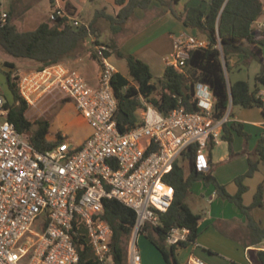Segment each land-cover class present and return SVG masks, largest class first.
Segmentation results:
<instances>
[{
    "label": "built area",
    "instance_id": "1",
    "mask_svg": "<svg viewBox=\"0 0 264 264\" xmlns=\"http://www.w3.org/2000/svg\"><path fill=\"white\" fill-rule=\"evenodd\" d=\"M55 13L75 27L82 25L65 9ZM8 18L1 12L0 25ZM51 20H56L55 14ZM207 47L208 41L195 34H177L166 66L181 70L191 51ZM109 51L106 45L95 46L101 65L98 87L64 64L31 70L20 78L19 94L29 105L35 104L36 95L56 92L60 100L76 106L92 129L81 146L62 136V142L47 152L35 149L8 120L10 109L0 93V264H78L76 221L87 229L95 257L108 264L114 229L103 215L105 200L113 199L136 212L127 264H142L140 233L147 226H159L161 215L174 202L175 189L165 178L193 145L198 147V167L206 172L209 142L218 143L224 125L232 122V106L216 119L212 90L198 83L193 96L196 111L181 107L164 114L144 101L138 126L121 132L112 89L117 70L106 55ZM190 235L188 228H174L166 243L181 246ZM187 264L207 262L192 255Z\"/></svg>",
    "mask_w": 264,
    "mask_h": 264
},
{
    "label": "trees",
    "instance_id": "2",
    "mask_svg": "<svg viewBox=\"0 0 264 264\" xmlns=\"http://www.w3.org/2000/svg\"><path fill=\"white\" fill-rule=\"evenodd\" d=\"M56 0H50L52 5ZM154 1L172 8V13L181 20L186 28L197 31L201 39L208 41L207 48L190 52V59L184 68L166 67L163 78L154 83L151 67L138 57L124 54L115 44L106 45L119 58L125 59L128 64L129 78L116 73L112 79V89L117 100L116 121L121 132L135 128L140 123L138 112L143 109V102L154 105L164 114L185 107L186 110L196 111L197 105L193 100L194 88L198 83L209 85L216 99L214 117L222 119L230 107L261 108L264 112V101L260 97L259 86H264V28L255 25L264 17V3L262 0H208L209 11L202 7L188 6L184 13L178 15L173 5L182 0H116L121 6L117 15L107 13V9L96 12L95 20L105 18L114 34L124 30L127 22L134 16L137 9L147 10ZM65 11L69 16H76V8L66 2ZM56 20L42 22L34 31H21L13 23L11 16L6 25H0V49L9 56L25 59L39 64L37 70H42L55 64H63L85 50V45L92 34L96 33L95 22L75 27L67 17H59L54 13ZM9 15V14H8ZM111 52H107L108 57ZM91 56L97 60L92 51ZM239 61L232 65V59ZM261 66L255 80L256 86L251 88L247 81L231 82L229 72L234 67L248 66L252 62ZM8 69L5 72L13 104L7 96L6 107L10 109L8 120L13 122L25 139L40 152H47L62 142L60 136L57 141L48 139L50 121L42 120L31 122L27 117L29 104L19 94L20 76L14 75V62H5ZM161 91H160V90ZM160 91V93H158ZM233 132L247 140L249 135L241 124L228 123L224 125L221 140L233 142ZM215 143L209 142L208 151L211 154ZM257 160L250 161L246 174L236 178L238 187L236 194H230L225 185L221 184L212 171L204 172L198 167V147L193 145L181 159L189 164L187 173L184 166L178 161L171 173L165 178L166 183L175 189L174 202L169 211L161 215V224L157 227H145L143 233H151L149 238L152 244L160 251L167 264H181L177 258L180 248H186L197 242L200 235L199 224L201 214H196L187 202L195 183L202 182L207 187L215 189L216 195L224 201L234 204L249 219V228L254 244L264 242V227H260L252 218L251 211L256 207H264L262 187L259 188L251 206L244 204L243 196L248 191L244 184L246 178L254 176L260 162L264 163V137L259 140L256 150ZM103 218L113 229L112 242L113 264H127L128 240H131L137 221L136 212L116 199L105 200ZM77 235L75 244L80 254L78 264H102L94 255L93 246L87 229L79 221L75 223ZM174 228H188L191 230L190 240L181 246H168L166 243L169 233ZM257 264H264V250L255 251Z\"/></svg>",
    "mask_w": 264,
    "mask_h": 264
},
{
    "label": "crops",
    "instance_id": "3",
    "mask_svg": "<svg viewBox=\"0 0 264 264\" xmlns=\"http://www.w3.org/2000/svg\"><path fill=\"white\" fill-rule=\"evenodd\" d=\"M107 1L115 3L111 15H117L121 10V6L116 4V0ZM166 1L169 2V0ZM262 1L264 3V0ZM66 2H70L77 9L75 18L79 19L82 24L89 25L95 22V26H98L102 31L105 30L109 43L115 44L117 49L124 54L134 55L143 60L151 67L152 72L156 70L162 76L167 67L165 59L174 49L175 35L182 32L197 34L196 30L186 28L184 23L172 13L170 5H162L158 1H154L147 10L137 9L135 11L134 16L128 21L132 29L128 34L129 36H123L127 27L122 32L114 34L105 18L95 20L96 12L99 10L94 6L90 9L88 21L82 18L83 5L87 2L95 3L96 0H56L52 7L64 9ZM188 6H200L205 11H209L208 0H182L179 4L173 5V9L180 15L184 13ZM103 9H106V7ZM255 26L263 29L264 17ZM98 35L100 36V33ZM98 35H91L90 42L96 43L99 41L102 43ZM92 51L93 49L84 50L81 54L66 60L63 64L69 69L79 71L92 87H98L101 65L98 60L91 56ZM262 51L264 56V46ZM110 52L112 54L109 59L116 67L117 73L129 78L127 61L115 55L113 50ZM238 61L237 57L233 58L232 65H235ZM259 90L260 97L264 101V86H259ZM235 107V110L232 107V123L241 124L244 131L249 135V139L247 140L233 132L231 145L227 141L220 140L215 144L211 154L207 151L208 166L205 170L206 172L212 171V175L227 187L230 194H236L238 191L235 183L236 178L248 172L251 160H257L258 143L264 137L263 109ZM138 114H140V111ZM62 130L68 133L67 138L74 146H81L92 134V129L87 120L79 113L73 103H67L57 114L56 121L54 123L50 122L48 139L52 140L57 134L62 137ZM244 184L248 187V191L243 196L246 206L253 204L254 197L260 187H262L264 197V163L260 162L254 176L246 178ZM188 198H191L195 205L206 200L211 205V209L208 213H201L200 235L197 242L189 245L185 250L177 252L179 262L184 257L181 264H187L192 255L199 256L207 264H257L255 251L264 250V242L254 244L249 228V219L246 215L234 204L219 198L212 187L203 190L201 194L193 193L191 190ZM251 216L260 227H264V207L254 208L251 211ZM206 233H208L207 236ZM216 234H221V243L216 242L214 238ZM153 247L160 253L154 245Z\"/></svg>",
    "mask_w": 264,
    "mask_h": 264
},
{
    "label": "rangeland",
    "instance_id": "4",
    "mask_svg": "<svg viewBox=\"0 0 264 264\" xmlns=\"http://www.w3.org/2000/svg\"><path fill=\"white\" fill-rule=\"evenodd\" d=\"M94 8L101 10L106 7L107 12L112 14L114 11L115 3L109 2L107 0H96L95 3L87 2L83 5L84 11L82 12V18L85 21H88L90 9ZM59 8H53L50 0H0V13L6 12L11 16L13 23L17 26V28L21 31H34L42 22H50L52 15ZM127 27L123 36L130 34L131 28L130 24L125 26ZM124 27V29H125ZM96 33L92 34V36H97L102 43H109V39L105 30L102 31L98 26H95ZM109 35V34H108ZM129 36V35H128ZM95 43H91L90 39L86 42L85 51L92 50L95 51ZM115 55H117L115 53ZM5 62H14L16 65V69L14 71V75L20 76L31 70H36L39 67V64L36 62L25 60V59H17L12 56L6 55L0 49V93L4 96H7L10 103L13 104V98L10 95V90L7 84L5 72L8 70L5 66ZM260 64L256 61L252 62L250 65L245 66L241 65L239 67L232 66L228 76L231 82L236 81H247L252 89L255 88L256 80L255 77L257 73L260 71ZM154 80L153 82L158 84V81L163 78V76L158 73L156 70L153 72ZM160 90V89H159ZM161 91V90H160ZM160 91L158 93H160ZM61 95L59 93H42L40 95H36L34 97V105H29V110L27 112V117L31 122L49 120L50 122H55L57 114L67 105V102L60 100ZM234 110L236 107L233 108ZM232 110V109H231ZM231 118H233V114L231 111ZM62 136H69L65 130L61 131ZM59 135H55L53 137V141H57L59 139ZM204 154L201 153V157ZM180 164L184 166L186 172H189V164L188 162H184L179 160ZM216 178V177H215ZM217 179V178H216ZM210 187H207L204 183L198 182L195 183L192 191L196 194H201L203 190H207ZM214 189V188H213ZM187 202L193 208L195 213L209 212L211 209V205L205 200L200 202L199 204H194L191 201V198L187 199ZM151 233H143L141 232L138 238V246L140 249V253L142 256V264H167L162 255L153 247L151 239L149 238ZM208 233H206V236ZM206 238V237H205ZM216 242L222 241L221 234H216L214 236ZM130 239L128 240L127 245H129ZM153 249V250H152ZM186 248H180L179 251H183ZM157 253L155 254L154 253ZM184 258V257H183ZM183 258L180 259L183 262ZM180 262V263H181ZM108 264H113L112 261L108 262Z\"/></svg>",
    "mask_w": 264,
    "mask_h": 264
}]
</instances>
